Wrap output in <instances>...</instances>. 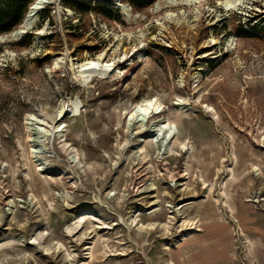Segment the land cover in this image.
<instances>
[{
	"label": "rangeland",
	"instance_id": "rangeland-1",
	"mask_svg": "<svg viewBox=\"0 0 264 264\" xmlns=\"http://www.w3.org/2000/svg\"><path fill=\"white\" fill-rule=\"evenodd\" d=\"M71 1L42 9L36 39L0 42V264H84L92 234L81 245L65 231L80 213L85 230L110 227L99 231L110 251L98 242L91 264H264L263 2L155 10L156 0L141 9L125 0L124 15L111 0ZM65 52L75 61L103 52L116 68L79 86L67 63L52 64ZM75 95L80 114L61 119L67 148L54 118ZM141 98L161 103L185 148L173 140L157 152L129 137L124 114ZM29 112L50 130L33 158ZM184 216L194 224L181 227ZM134 220L161 225L139 232ZM31 234L35 244L11 247Z\"/></svg>",
	"mask_w": 264,
	"mask_h": 264
},
{
	"label": "bare ground",
	"instance_id": "bare-ground-1",
	"mask_svg": "<svg viewBox=\"0 0 264 264\" xmlns=\"http://www.w3.org/2000/svg\"><path fill=\"white\" fill-rule=\"evenodd\" d=\"M111 1H113L115 7L120 9L124 15L130 14L131 8L129 7V4L125 0H111ZM202 1H206V0H156L153 6L155 10H159L164 7H174L178 5L180 6L194 5ZM260 1H262L263 2L262 4L264 5V0H219V4H221L225 9L234 8L240 10L247 7L246 4L259 3ZM49 5L53 6L54 12H57L60 9L59 0H32L29 3V10L26 9L23 15V18L26 17V21L24 22V24H22V21H20V23L9 32L0 34V42H3L5 40H18L29 31L34 32V36L36 39L45 30V25L41 27L37 26L39 20V14L42 11V9H44ZM165 17L169 19L172 18L170 13H167ZM177 20H179V18ZM214 42H217L216 39H214ZM62 63L65 64L67 63L66 65H68L69 72L72 78L76 80L79 86H83V87L89 86L88 83L91 81L92 77L94 76L102 77L108 75L116 68V64L114 63V61H107L104 59L103 52L97 53L96 57L86 56L80 61H75L69 52H65L62 55H52V64L55 68L60 67ZM174 104L180 106L181 114H183L184 105H182L180 101H176L174 102ZM80 106H81V100L78 95L70 96L66 99H61L58 104V108L56 110V114L54 118L56 123V128L54 132H58L57 139L59 140L60 143L62 142V145L64 147L69 148L66 142H64V140H61L62 137L61 132L63 131L62 128L65 126V124H62L61 119L66 114H69L71 117L78 116V114H80ZM162 112H163V108L161 106V103L157 99L141 98L135 103V105L129 111L125 112L124 120L122 122L124 131L129 135V137H132V135L135 134V136L137 137L136 141L144 142L147 139V143L150 144V146H152L154 151L157 152L160 151L161 146H165L166 151L167 150L170 151L169 147L173 140L177 141L180 147L185 148V146L188 143L186 137L181 135V130L178 128L175 122L164 120L163 118L160 117V114ZM154 115H156L155 118H153L151 122L148 123V119ZM24 125L26 130V138L29 145L30 156L31 158H33L38 150L37 146H40L41 143L45 142V139L47 138L46 136L50 135V130L48 128L47 122L43 118L38 117L33 112H29L26 114L24 118ZM133 130L136 131L133 132ZM127 140L128 139H126V141ZM37 169L40 170L41 168L38 167ZM73 184L75 183L73 182ZM114 195L115 192L112 193L107 192L105 197H111ZM151 208L152 211L155 212L158 209L157 203L156 202L151 203ZM84 220H85L84 213H80L77 219H74L70 224L65 226V231L67 235H72V236L78 233L79 237L77 238L76 241L81 245L87 243L85 241V239L88 238L86 234H92L91 237H93V239L90 241V245H87V249H91V250L88 251L87 253L88 256L86 257V260L84 259L85 260L84 264H91L92 261L98 260L102 256V255L97 256L94 252L98 248L97 247L96 249H94L95 246H97L98 242L100 243V247L98 249H103L105 253L107 251H110L107 244L104 243L105 238L102 236V234L99 233L100 230L110 229V227L108 225H105L106 223L105 220H101L98 221L96 224H92L89 227V229L85 230L83 228ZM134 222H135L134 225L137 231L139 232H148L149 230L153 229L156 224L161 225L160 222H154V221L141 222L139 220H134ZM189 224L192 225L194 223L193 221H190L189 218L184 216L181 220L180 226L183 227ZM29 237H30L29 240H27L25 243L24 242L20 243L19 241H16L17 239L15 240L13 239L14 241L12 240L13 245L11 247H13L14 245L26 246L28 244H35L36 239L34 238V236L31 234ZM184 239H186V237H184ZM61 246L62 243L56 242L53 248H60ZM2 250L3 249H1L0 251ZM66 255L70 261H73L71 260L72 254L70 252H68ZM2 261H3V255H0V262Z\"/></svg>",
	"mask_w": 264,
	"mask_h": 264
},
{
	"label": "trees",
	"instance_id": "trees-1",
	"mask_svg": "<svg viewBox=\"0 0 264 264\" xmlns=\"http://www.w3.org/2000/svg\"><path fill=\"white\" fill-rule=\"evenodd\" d=\"M32 0H0V24L6 23L0 28L1 32H9L16 27ZM128 3L136 9L144 8L155 0H127ZM73 4H78L79 1L72 0ZM90 8V4L83 9L86 12Z\"/></svg>",
	"mask_w": 264,
	"mask_h": 264
},
{
	"label": "water",
	"instance_id": "water-1",
	"mask_svg": "<svg viewBox=\"0 0 264 264\" xmlns=\"http://www.w3.org/2000/svg\"><path fill=\"white\" fill-rule=\"evenodd\" d=\"M129 7H131V6L129 5ZM27 9L29 10V5H28ZM23 15H24V14H23ZM21 21H22V24H24V22L26 21V17L21 18ZM29 32H30V31H29Z\"/></svg>",
	"mask_w": 264,
	"mask_h": 264
}]
</instances>
